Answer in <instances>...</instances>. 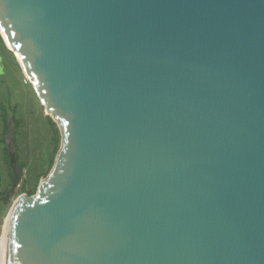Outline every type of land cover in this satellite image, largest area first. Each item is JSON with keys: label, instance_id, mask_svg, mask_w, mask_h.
I'll use <instances>...</instances> for the list:
<instances>
[{"label": "water", "instance_id": "1", "mask_svg": "<svg viewBox=\"0 0 264 264\" xmlns=\"http://www.w3.org/2000/svg\"><path fill=\"white\" fill-rule=\"evenodd\" d=\"M0 32L61 133L0 264H264V0H0Z\"/></svg>", "mask_w": 264, "mask_h": 264}, {"label": "rangeland", "instance_id": "2", "mask_svg": "<svg viewBox=\"0 0 264 264\" xmlns=\"http://www.w3.org/2000/svg\"><path fill=\"white\" fill-rule=\"evenodd\" d=\"M54 122L53 117L46 113L19 60L0 32V192L2 196L12 187L6 142L10 143L12 150L16 149L17 161L22 169L20 181L13 189L9 200L6 202L0 200V241L15 200L23 193L35 194L40 181L47 177L55 163L61 146V133ZM7 125L10 127L6 133Z\"/></svg>", "mask_w": 264, "mask_h": 264}, {"label": "flooded vegetation", "instance_id": "3", "mask_svg": "<svg viewBox=\"0 0 264 264\" xmlns=\"http://www.w3.org/2000/svg\"><path fill=\"white\" fill-rule=\"evenodd\" d=\"M6 121H8V120H6ZM11 121H13V119ZM9 127L10 126L7 125L6 133L8 132ZM12 132H13V130H12ZM6 143H7L8 166H9V169H10V176H11V182H12L13 177L15 176V173H16V169L19 167V164H18V161H17L16 149L12 150L10 143H8V142H6ZM13 154H15V158H13ZM17 164H18V166H17Z\"/></svg>", "mask_w": 264, "mask_h": 264}, {"label": "trees", "instance_id": "4", "mask_svg": "<svg viewBox=\"0 0 264 264\" xmlns=\"http://www.w3.org/2000/svg\"><path fill=\"white\" fill-rule=\"evenodd\" d=\"M54 124L57 125L55 122H54ZM21 173H22V169H21V166L19 165V167L16 169L15 176L13 177V180H12V187L10 189H8L7 191H5L3 196H2V193L0 192V200H3L4 202L9 200V198L13 192V189L15 188V186L20 181Z\"/></svg>", "mask_w": 264, "mask_h": 264}, {"label": "bare ground", "instance_id": "5", "mask_svg": "<svg viewBox=\"0 0 264 264\" xmlns=\"http://www.w3.org/2000/svg\"><path fill=\"white\" fill-rule=\"evenodd\" d=\"M8 45H9V47L11 48V45H10V43L8 42ZM7 223H8V219H7V222H6V225H7ZM6 227V226H5Z\"/></svg>", "mask_w": 264, "mask_h": 264}]
</instances>
